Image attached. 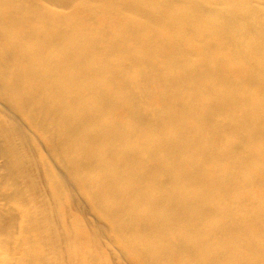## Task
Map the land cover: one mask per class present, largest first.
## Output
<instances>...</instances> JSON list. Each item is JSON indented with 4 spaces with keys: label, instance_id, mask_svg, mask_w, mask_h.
<instances>
[{
    "label": "bare ground",
    "instance_id": "obj_1",
    "mask_svg": "<svg viewBox=\"0 0 264 264\" xmlns=\"http://www.w3.org/2000/svg\"><path fill=\"white\" fill-rule=\"evenodd\" d=\"M0 264H264V0H0Z\"/></svg>",
    "mask_w": 264,
    "mask_h": 264
}]
</instances>
